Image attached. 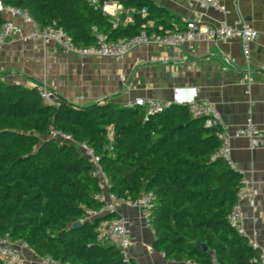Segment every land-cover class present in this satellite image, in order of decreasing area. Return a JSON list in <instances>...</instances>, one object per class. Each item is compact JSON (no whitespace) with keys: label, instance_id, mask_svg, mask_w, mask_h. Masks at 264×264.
Instances as JSON below:
<instances>
[{"label":"trees","instance_id":"1","mask_svg":"<svg viewBox=\"0 0 264 264\" xmlns=\"http://www.w3.org/2000/svg\"><path fill=\"white\" fill-rule=\"evenodd\" d=\"M4 1L27 11L41 27L63 28L83 47L96 42L95 29L110 40L151 32L148 21L166 11L152 0ZM105 3L134 9L135 21L123 25L102 10ZM143 8L148 16L141 15ZM4 22L0 13V28ZM166 29L175 30L168 24L159 31ZM55 97L57 104L41 96L39 85L0 80V236L25 241L35 254L63 264H135L118 247L99 241L102 219L75 226L88 208L100 207L98 180L76 145L53 136V130H62L96 150L119 196L154 193L155 245L167 257L261 264L249 238L228 220L242 174L214 157L221 145L217 128L206 126L185 104L147 114L111 101L79 107Z\"/></svg>","mask_w":264,"mask_h":264},{"label":"crops","instance_id":"2","mask_svg":"<svg viewBox=\"0 0 264 264\" xmlns=\"http://www.w3.org/2000/svg\"><path fill=\"white\" fill-rule=\"evenodd\" d=\"M152 1L166 10L148 21L155 31L168 24L174 29L183 28L187 20L233 25L242 21L258 30L252 44L255 76L251 86L240 81L246 64L239 39L195 40L171 47L147 44L125 58L113 59L68 54L57 45L46 46L41 40L17 36L0 48V80L29 87L45 84L54 94L79 107L106 101L124 106L140 96L170 101L175 88L188 100L198 91L201 98L216 105L222 123L231 129L252 118L264 130V0H223L226 14L187 0ZM134 12L122 6L116 16L109 15L126 25L135 21ZM24 32H30L29 26H24ZM158 55L165 59L157 60ZM231 149L236 170L258 189L255 206L248 200H242L241 206L247 235L256 237L264 247V147L251 149L248 138L233 137ZM119 211L130 220L129 256L135 264H195L167 257L155 245L156 230L144 225L139 209L120 206ZM25 255L28 264H53L45 263L32 249L25 250Z\"/></svg>","mask_w":264,"mask_h":264},{"label":"built area","instance_id":"3","mask_svg":"<svg viewBox=\"0 0 264 264\" xmlns=\"http://www.w3.org/2000/svg\"><path fill=\"white\" fill-rule=\"evenodd\" d=\"M191 4L201 7L214 8L227 13V7L223 0H187ZM93 5L98 4V0H90ZM113 13H111V8ZM122 6L116 3H105L102 10L105 13L116 16L117 10ZM144 16L148 15L146 8L142 9ZM0 13L4 16L5 22L0 28V48L11 44V41L21 36L25 40H41L46 46L57 45L63 52L76 54L79 56H91L98 58H125L136 48L147 45L157 44L159 46L171 47L183 45L195 40H206L211 42L229 41L239 39L242 42L243 55L246 68L241 76V83L248 87L254 81L252 44L258 37L259 32L246 22L229 24L222 22L220 24H207L196 20H187L186 26L179 29H166L162 31H151L143 29L140 33L132 37L110 40L107 35L97 29L94 30L96 42L90 46L83 47L77 45L73 38L63 28L56 24H48L41 27L31 17V15L18 7L6 4L0 0ZM21 20L19 24L16 20ZM30 28L26 35L24 26ZM117 25V22L115 23ZM157 60H164L165 57L158 55ZM41 96L47 101L57 104L55 94L47 85H39ZM173 104H185L194 117L204 118L206 126L217 128V137L221 142L220 148L215 152L214 157H222L228 164L235 168V162L232 158L231 140L233 137H246L249 140L251 149L264 147V130L259 127L250 118L244 125L231 129L221 121V115L216 105L208 99L201 98L198 91H195L191 98L185 100L182 98L179 88L174 89L173 99L170 101L158 99L151 96H140L131 99L126 106L131 108H144L147 114H154L163 111ZM53 136L62 141L76 145L92 162V175L98 180L99 191L95 194L96 200L100 202L99 208L90 207L87 209L85 217L81 220L94 221L98 216L110 214L103 218L98 227L99 241L108 246L118 247L126 261L130 263L129 249L132 246L130 220L120 213V206H129L137 208L140 211L144 225L153 228L152 208L154 206L155 195L153 192L141 194L138 198L119 196L113 191V183L105 171L101 156L86 141H79L70 133L62 130H53ZM258 196V189L254 183L245 176H242V186L237 195V203L230 212L228 220L231 226L240 234L246 235L252 249L257 252L256 259L264 264V247L256 239L247 235L245 216L241 206L242 200H248L255 206ZM30 245L25 241H13L10 237L0 236V259L6 264H28L25 250H30ZM45 263L63 264L51 257L44 258Z\"/></svg>","mask_w":264,"mask_h":264},{"label":"water","instance_id":"4","mask_svg":"<svg viewBox=\"0 0 264 264\" xmlns=\"http://www.w3.org/2000/svg\"><path fill=\"white\" fill-rule=\"evenodd\" d=\"M110 214H104V215H101V216H98L96 219H103V218H105V217H107V216H109ZM82 221H79V222H76L75 223V226L76 227H78V226H80V225H82ZM201 246L204 248V249H208V246L206 245V244H201Z\"/></svg>","mask_w":264,"mask_h":264}]
</instances>
